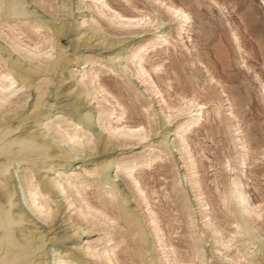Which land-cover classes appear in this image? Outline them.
Segmentation results:
<instances>
[{
	"label": "rangeland",
	"instance_id": "374dc122",
	"mask_svg": "<svg viewBox=\"0 0 264 264\" xmlns=\"http://www.w3.org/2000/svg\"><path fill=\"white\" fill-rule=\"evenodd\" d=\"M16 1L19 2V8L22 10L20 14L7 16L5 10L0 12V29L4 32L0 38V46L9 51L14 58L21 60L29 67L33 66V69L36 68V72L34 76L26 79V86L20 90L19 95L7 101L9 105L6 102L3 108L0 107V172L4 169V165L8 167V171L2 172L0 177L5 175L12 185H16L14 193L8 196L6 206L4 205L23 221L14 225L15 235H18L16 232L18 228L26 227L32 228L37 234V239L26 242L25 247L18 250L22 264H34L43 251L49 249L52 251L46 233L49 226L53 227L52 231L58 237L55 245L59 247V251L66 249L67 253L73 250L83 252L86 264H100L99 259L84 253L89 252L88 247L96 251L97 248L111 245L115 241H118L115 249L120 264H161L158 259L159 249L156 240L150 234L146 206L137 199L138 196L131 181L122 173L116 172L114 166H110L106 183L97 172V162L105 158L101 157L100 149L94 145L93 150L85 148L80 152L75 150L76 153L62 138L51 130L50 133L47 131L49 124L54 121L60 123L59 128L66 126L68 130L76 129L81 133L95 135L92 138L94 142L97 133L102 134L115 146V150L106 158L110 157V160L119 165L130 160L138 161L142 156L152 155L159 150H163L164 154L167 153L166 158L155 161L152 167L138 169V172L144 170L138 177L143 190L150 198L149 202L153 210L157 212L161 220L160 225L166 233L165 238H168L170 232L172 234L170 240L174 244H172L173 247H176L178 260H192L195 264H234L230 260L231 256L242 261L241 264H253V262L264 264V0H164L165 3L169 1L176 3L192 16L190 34L192 41L190 43L185 38L178 41L175 51H172L169 46L167 52L157 53L152 62H160L163 65L162 71L157 75L150 71L157 88L161 90L160 95L172 107L178 108L182 103V97L194 100L195 104L211 105L208 108V121L202 122L200 127L189 134V146L198 160V174L204 180L202 183L210 207V216L216 218L214 222L221 227L225 240L227 238L231 240L228 254H224V251L218 252L222 247L213 243L208 230H200L203 219L198 212L200 210L198 202L189 203L186 199H178L175 196L176 175L174 173L178 167L181 170L183 161L180 160L178 151V136L176 137L174 132L179 123L185 120L183 118L186 115H179L166 108V104L157 103L159 99H155L150 85L146 84L147 86L140 88L141 83L135 75V66L131 62L134 53L142 52L144 47L141 46H145L148 40L156 41L155 35L158 36V31H168L175 37L177 20L168 17L162 7L156 6L154 0H107L122 13L128 14L133 11L135 13L134 6H136L142 12L149 13L151 18L152 16L156 18L155 22H151L150 19L136 28L123 27L105 15L99 16L100 5L93 0ZM3 8L4 4L1 6V9ZM32 19L41 23L47 20L56 26H60L63 22H70L74 26L77 25L81 37L87 38L91 34L95 37V39L92 38L93 44L102 43L106 48L93 45L77 48L71 44V39L60 40L48 32L54 46L53 49H47L51 51V55L43 58L33 56L31 60H27L23 51H15V53L11 49L9 37L15 36L17 32L11 33L7 25L11 24L15 29L19 27L25 29V24L30 23ZM158 20L162 21V26L159 28H157ZM235 36L238 37V42ZM111 43L114 47L107 48ZM115 45H121L122 49L118 53L114 50ZM186 47H189L188 52ZM76 54H79L77 58H75ZM54 65L56 69L53 71ZM40 67L42 69H39ZM146 68L150 69L148 65ZM93 74L98 75L100 83L111 91L116 99L107 95L108 100H106L103 98V93L98 94L94 91L91 84ZM66 88L74 89L83 101L77 105L74 101L62 96ZM17 99L20 100L19 105L17 104L19 107L10 104ZM118 100L124 106V110L116 106ZM148 103L151 106L146 111L144 106ZM228 103H231L232 111L237 116L239 127H241V135L248 144L249 154L246 158L249 167L247 169L242 168L241 165L240 158L243 152L238 140L239 136L237 137L238 132L236 133V127H234L235 120L228 115ZM213 104L221 105L222 110L219 109L218 116L213 115ZM160 105H162L161 109L158 108ZM113 108V113L123 114L128 125H143L147 130L145 134L147 138L143 140L138 137H112L103 132L100 125H103L105 117L102 115L98 119V113ZM176 114L179 116L175 117ZM32 116L34 118H31ZM85 118H89L90 127H92L90 132L86 130ZM7 125L8 130L4 134L6 131L4 128ZM30 137L35 143L41 144L36 150H32L25 143ZM56 149L69 151L71 160L61 165H57V162L54 164V161L48 158V153ZM89 153L91 156H88ZM184 171V169L181 170L180 174ZM25 172L31 175L34 181H44L47 177L52 181L53 178L59 175L64 177L66 174L79 175L78 180L87 185L86 198L95 206L99 205V199H107L106 191L110 187L116 192L114 204L119 208L116 211L117 214L127 211L129 224L120 219L107 222L101 217L97 219L89 215L82 216L83 218L78 217L73 208L66 206L67 202L63 198L65 195L58 193L56 188L50 197L55 200L53 203L55 210L53 209L51 216L47 219L44 215L38 216L28 207L27 184L21 181L22 173ZM234 176L240 177L247 191L248 202L262 207L261 216L255 223H252L249 217L250 222L245 226L244 231L236 226L237 218L234 217V213L228 212L235 208L234 202L228 201L225 206L220 203L221 198L225 195L228 197V187ZM184 179L182 185L177 188L183 189L184 198L190 196L192 201L194 198L190 193L189 183ZM66 193L72 195L68 188ZM9 203H11L10 206ZM190 207L195 211L188 217V213L191 212ZM108 208V214L114 215V208L111 206ZM140 210L145 213H141ZM135 214L137 217H134ZM191 218L195 221L194 224H190ZM233 230L236 234H233L235 232ZM0 235H2L1 231ZM199 235L200 238H197ZM37 244H40L38 250L35 249ZM196 248L201 249L199 255L195 257ZM226 255L229 256L225 257ZM173 258L171 255L168 256V261H173Z\"/></svg>",
	"mask_w": 264,
	"mask_h": 264
},
{
	"label": "bare ground",
	"instance_id": "6f19581e",
	"mask_svg": "<svg viewBox=\"0 0 264 264\" xmlns=\"http://www.w3.org/2000/svg\"><path fill=\"white\" fill-rule=\"evenodd\" d=\"M93 1H95L96 4L98 3L100 5V9L98 11L99 16L105 15L109 19L114 20L117 24H119L123 27H130V28L135 27L136 28V26H139L141 24L143 25V23L146 22L147 20L151 19L150 20L151 22L152 21L155 22V20H156V18L154 16H152V18H153L152 19L150 17L149 13L142 12L141 9L137 8L136 6H134L135 13L133 11L132 13L126 14V13H122L119 10L115 9L112 5H110L107 2V0H93ZM125 1H128V0H125ZM154 3L156 4V6H158L160 8L162 7L164 9V12L172 20H175V21L177 20L176 35H175V37H173L171 35V33L168 31H162V32L158 31V36L155 35L156 41L154 39L148 40V43L145 46H141V47H144V50L142 52H139V51L135 52L134 55L132 56L133 60L132 61L130 60V61L135 66L134 71H135V75L137 76V79H139V81L141 83L140 88L145 87L147 85L148 86L150 85V88H153L152 92L155 95V99H159V100H157V103L166 104V108L170 109V111L171 110L174 111L175 113H177L179 115H182V114L186 115V117L183 118L185 120H183L179 123L177 130L174 132L176 137L178 136V140H177V144L179 146L178 151L180 152L179 155L181 156L180 160L183 161V166L181 167V170H183V169L185 170L184 173L180 174L181 170L178 167V168H176L177 170L174 173V175H176L175 181H174L175 196H177L178 199H182V200L186 199L189 203L198 202L199 209H200V210H198V212H200L201 218L203 219L202 227L200 228V230L201 229H202V231L208 230V232H210L209 237L212 238L213 243L219 244V246L222 247V249H219L218 252L224 251V254H226L231 247V245L229 244V242L231 240L228 238L225 240V238L223 237L224 234L221 231V227L214 222V220L216 218L210 216L209 203H207V200H206L207 197H206L204 189H203V183H202L203 177L201 178V175L198 174L199 173V169H198V165H197L198 160H196V158L194 157L191 146H189V140H190L189 134H192L194 132V129H197V127H200L202 122L208 121V118H209L208 117L209 116L208 108L211 105L208 106L206 103H196L195 104L194 100L182 97V103L179 105V107L178 108L172 107L160 95L161 90L157 88V85L155 84L154 78L151 75V73L157 75L158 73H160L162 71L163 65L160 62H152L153 58L156 57L157 53L162 52V51L167 52L169 50V46L172 48V51H175L176 47H177L175 45H177L178 41H182L185 38L187 40H189V42L191 43L192 38H191L190 34L192 31L193 19H192V16H190L189 13H187L185 9L178 6L176 3L174 4L171 1H169L168 3H165L164 0H154ZM3 4H4V8L1 9V6ZM98 7H96V8H98ZM221 7L224 8V6H221ZM3 10H5V14L7 16H17L22 11L21 8H19V2L16 0H0V12ZM21 23H23V22L21 21ZM6 24H8V23H6ZM157 24H156L157 28L161 27L162 21L158 20ZM16 25H18V24H16ZM7 27H8V29H10L11 33L13 31L17 32V34L15 36L9 37L11 49L14 52L15 51L16 52L23 51L25 58H27V60H31V57H33V56L43 58V57H48L51 55V53H50L51 51L47 50V49H53L54 46H53V43L51 42V36H49L48 32H51L52 34L57 36V38H59L60 40L71 39L72 40L71 44L75 45V47H77V48L80 46L87 47L90 45L103 47L102 43L93 44L92 38L95 39V37H93V35H91V34L89 35L90 37L87 36V38L81 37L79 35L77 25L74 26L70 22H68V23L63 22L60 26H56L54 23L47 21V20L45 23L44 22L41 23V22H38V21L32 19V21L30 23L28 22V24H25V29H23L22 27L15 29L14 27H12L11 24H8ZM91 30H93V29H91ZM3 34H4L3 30L0 29V38ZM52 40L54 42V39H52ZM235 40L238 42L237 36H235ZM171 41H173L174 44ZM5 42H7V41H5ZM31 42H32V44H30ZM112 46H113V43H111L109 46H107V48H111ZM120 46L121 45H119V46L115 45L114 50L117 51V53L122 49ZM7 47H9V46L7 45ZM103 48L105 49L106 46H104ZM186 51L187 52L189 51V47H186ZM77 55L79 56V54H76L75 58H77ZM17 56H18V54H17ZM0 60H1V62H0V107L2 106V108H3V104H6V102L8 100L14 99L15 97H17L19 95L18 93L21 92L20 90L26 86V84H25L26 79L31 77L32 75L34 76V74L36 72V68L34 67L35 69H33V66L29 67L28 65L21 62V60L14 58L9 51H6L1 46H0ZM198 63H199V61H198ZM146 65H148L150 67L149 70L146 68ZM39 69H42V68L40 67ZM55 69H56V65H54L53 71ZM150 71H151V73H150ZM92 72H93V70H92ZM93 75H94L93 79L91 78V80H92L91 84H93L92 87H93L94 91L98 92V94L103 93V98L106 100H108L107 95H110L113 99H116L114 94L111 91H109L107 88H105V86L102 83H100V81L98 80V78H99L98 75L97 74H93ZM122 75H123V73H122ZM84 77H83V79H84ZM94 77H96V79ZM36 78H38V77H36ZM209 80H211V79H209ZM46 83H48V81ZM215 83H217V82H215ZM32 84H34V83H32ZM223 92H222V94H223ZM55 94L58 96L57 93H55ZM100 95H102V94H100ZM62 96L67 97L68 100L74 101L75 104H77V105L83 101V99L80 98V96L77 95V92L72 88H66L62 92ZM197 99H198V97H197ZM195 100H196V98H195ZM19 102H20V100L17 99L15 101L10 102V104L13 106L15 105L16 107H19L18 106ZM39 102H40V99H39ZM7 104H8V102H7ZM117 105L120 108H122V110L125 109L124 106L122 105V103L119 102V100L116 102V106ZM150 106H151V104H149V103L147 104V106H144L145 110L147 111V109L150 108ZM212 106H213V108H212L213 115L218 116L219 109H221V105L220 104H213ZM161 107H162V105H160V107H158V108L161 109ZM12 110H13V107H12ZM113 110H114V108L113 109H107V111L103 112V113H101V112L98 113V119L102 115L105 117L103 119L104 123L102 122L103 125H100V126H102L103 132L108 134V136H112V137H122V136H127L128 138L129 137H133V138L138 137V139H143V140L145 138H147V135H145V134H147L146 133L147 130L143 125H141V124H138L136 126L128 125V122L123 117V114H115V113H113ZM15 112H16V110H15ZM142 112H144V111H142ZM174 112H170V113L174 114ZM177 114L175 115V117L179 116ZM168 115H169V113H168ZM228 115L233 120H235L236 124H234L235 125L234 127H236V129H235L236 133L238 132L237 137L239 136V139L238 138L237 139L240 141L241 149L243 152V154L241 153L242 155L240 158L241 159V165H242V168L247 169V167H249V163H247L246 157L249 154V148H248V144H246V142L243 139L244 136L241 135L242 134V131L240 130L241 127H239L237 116H235L233 111H232L231 103H228ZM15 118H16V116H15ZM31 118H34V117L32 116ZM0 120H1V118H0ZM79 120H83V119H79ZM84 121H86L85 127H86L87 132H90L92 127H90L89 118H85ZM49 125L50 126L48 127L47 131H49V133H50V130L52 132H54L57 136L62 138L64 140V142H66L68 145L72 146L74 151L76 150L77 152H80L81 150H85V148H86V150L87 149L93 150L94 145L100 149V152H102L101 157H105V158L103 160L97 162V164H98V166H97L98 171L97 172L100 173V175L102 176L103 180L106 183L108 181L107 176H109V174H110V172H109L110 166H114L116 168V170H115L116 172L122 173L123 175H125V177H128V179L131 181L133 189H135V191H136L135 193L138 196L137 199L140 200L141 204L143 203L146 206L145 212H146V215L148 216V219H149V223L148 222L147 223L149 226L150 234H152V236L156 240V244H157V247L159 249L158 250L159 251V258L158 259H159V262L161 264H195V262H193L192 260H178L176 247H173L174 244H173V242L171 243V240H170L172 234H171V232L169 234L167 233L169 236H168V238H165L166 233H164V231L161 228V225H160L161 220L159 219L157 212L155 210H153V207L149 202L150 198L147 196V193L143 190L142 185L139 181L138 176L144 170H141L140 172H138V169H142L143 167H146V168L152 167V164L155 163V161L161 160L164 157L166 158L167 153L164 154L163 150H159V152L153 153L152 155L148 154V155L142 156V158L138 159V161L130 160L128 162H124L123 164L119 165L118 163H115L112 160H110V157L106 158V156H109L115 150L114 149L115 146L113 145V143L110 142L109 139L107 140V138H104V136L102 134L97 133V138H96V141L94 142V140L92 138L95 135L93 136L90 134H86V132L81 133V131L78 132L76 129L68 130L66 126L64 128H59L60 123L55 122V121ZM77 125H75L76 126L75 128H77ZM4 129L6 130L4 132V134H6L7 130H8V125ZM7 142L9 143V140ZM10 142H11V140H10ZM194 142H195V140H194ZM8 143H6V145ZM25 143L32 150H36V148L40 147V145H41L39 143H35L31 137L27 138ZM163 145L165 146V143ZM70 150H72V149H70ZM68 152L57 150V149L52 150L50 153H48V158L52 159L54 161L53 162L54 164H55V162H57V165H61L62 163H65L67 160H69L71 158ZM88 156H91V154L89 153ZM5 161H7V160H5ZM226 164L228 165V163H226ZM228 167H229V165H228ZM7 171H8V167L4 165V169L0 172V174H2V172H7ZM95 172L96 171H94V173ZM242 172H243V170L241 171V173ZM60 173L61 172H59V174ZM22 174H23V177L21 178L22 179L21 181H24L27 184L26 193H27V198H28V200H27L28 205H29L28 207H30L33 210V212L36 213L38 216L44 215L45 219H47L51 216V213L54 209L53 206H55V205H53L55 200L51 199L50 197L52 195V191L55 190V188H56L58 190V193L65 195V197H63V198L67 202V204L65 203L66 206L68 208H73L76 211V214L78 217L87 216V215H89L92 218H96V219H97V217H101V218H103L104 221H107V222H111V221L115 222L116 219H120V220H123L124 223L129 224V220L127 217V215H128L127 211L123 212L121 214L118 212L119 214H117L116 211H118L119 208H117L114 204L116 192H114V190L110 187H108L109 190L106 191L107 199L103 200V198H102L103 196L102 197L100 196L102 199H99V205L95 206V205H92L89 202V200L86 198L87 194L85 193V189H86L87 185L85 183H83L82 181L80 182L78 180L79 175H73L72 176L71 174L70 175L66 174V176H64V177H61L59 175L57 178H53L52 181L47 179L49 177H47V178L45 177L46 179L44 178L45 179L44 181L43 180L34 181V180H32L33 177H31V175H29L28 173L25 172ZM96 175H97V173H96ZM11 176H12V174H11ZM34 177H36V176H34ZM183 178H185L184 180L189 183L190 193H192V195H193L192 197L194 198L192 201L190 200V198H191L190 196H186V198H184L185 196L183 194V189L179 190L177 188V186L182 185ZM213 179H214V177H213ZM100 182L102 183V181H100ZM0 184H1V186H0V231L2 233V235H0V264H22L21 256H20V253H18V250L23 249L25 247L26 242L29 243L30 240L37 239L36 238L37 234L33 231L32 228L26 227L25 229L18 228L16 231L18 233V235H15L14 225H16V223L19 221L20 222H23V221L21 218H19V216L17 214H13V213H11V210L6 209L4 207V205L8 201V198H9L8 196L12 195L14 193V188L16 187V185H12V182L9 181V178L6 177L5 175H2L0 177ZM67 188L71 190L72 195L66 193ZM215 188L218 189L217 185H215ZM228 188H229L228 197H226V195H225L223 198L220 199V203H222V206H225L228 201L234 202L235 208L233 210H228V212L234 213V217L237 218L236 219V222H237L236 226L239 227V229L242 228V231H244L243 229H245V226L250 222L249 217H251V222L255 223L256 219L261 216L260 210L262 209V207L260 208V205H257V204L252 205L250 202H248L247 191H246L243 183L241 182L240 177L236 176L235 178H232ZM103 191H105V190H103ZM70 196H72V198H70ZM163 198H165V197H163ZM217 198H218V196H217ZM56 201H57V199H56ZM154 201H156V200H154ZM10 204L11 203H9V206H10ZM76 204H78V205H76ZM119 204H121V203H119ZM153 204H155V203H153ZM109 206L114 208V215L108 214V209H109L108 207ZM128 209H129V207H128ZM189 211H191V212L188 213V217H190L191 214L195 210H192V207H190ZM140 212H141V210H140ZM142 212H144V211H142ZM78 217H76V218H78ZM134 217H137V215L135 214ZM219 217H220V215H219ZM231 217H233V216H231ZM50 219H52V218H50ZM194 222L195 221L193 220V218H191L190 224H194ZM52 228H53L52 226H49L46 230L48 241L51 244L52 251L50 249L47 251H43V254L40 255V257L38 258V261H34V264H86L85 259H83V255H82L83 252L81 253L78 250H73V251L71 250L72 252L67 253L66 249H65V251H59V247L57 245H55L56 239L58 237L55 236V233H54V231H52ZM126 228H128V227H126ZM224 228H226V227H224ZM133 231H134V229H133ZM233 231H235V230H233ZM104 234H106V233H104ZM138 234H139V232H138ZM198 234H199V232H198ZM233 234H236V231L233 232ZM200 235H199V237L197 236V238H200ZM110 236H112V235H110ZM254 237H256V235ZM245 238H247V237H245ZM255 239L257 240V238H255ZM108 241L109 240L107 239V242ZM166 241H168V242H166ZM117 244H118V241H115V242L111 243V245H107V246H103L101 248H97L98 250H96V251L94 249L88 247L87 249L89 250V252L86 251L84 253L88 254L89 256H91L95 259H99L100 264H120L119 259H118V255L116 254V249H115ZM250 244H253V243H250ZM37 245L38 246L35 248L36 250L40 249V244H37ZM75 249H77V247ZM200 249H197V248L195 249V251H194L195 257L199 253ZM148 250H150V249H148ZM170 255L174 257L173 261L170 260L171 262L168 261V256H170ZM228 256L229 255H226L225 257H228ZM91 257H89V258H91ZM93 258H91V259H93ZM151 258H152V256H151ZM180 258L183 259L182 257H180ZM185 258H186V256H185ZM190 259H191V257H190ZM226 260H227V258H226ZM230 260L233 261L234 264H241V262H242V261L240 262L239 259H237V258H232L231 256H230ZM253 264H255V263L253 262Z\"/></svg>",
	"mask_w": 264,
	"mask_h": 264
}]
</instances>
